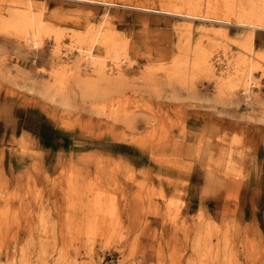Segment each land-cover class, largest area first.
<instances>
[{"label":"rangeland","instance_id":"rangeland-1","mask_svg":"<svg viewBox=\"0 0 264 264\" xmlns=\"http://www.w3.org/2000/svg\"><path fill=\"white\" fill-rule=\"evenodd\" d=\"M188 1L33 0L36 47L0 25V264H264V29L250 55L231 0ZM105 21L98 75L72 35ZM239 56L247 97L216 77Z\"/></svg>","mask_w":264,"mask_h":264},{"label":"bare ground","instance_id":"bare-ground-1","mask_svg":"<svg viewBox=\"0 0 264 264\" xmlns=\"http://www.w3.org/2000/svg\"><path fill=\"white\" fill-rule=\"evenodd\" d=\"M8 1H10V3H12V4L14 3L13 4L14 6L12 5L13 7H11V9L8 11V15L6 18L4 15H0L1 29L3 30L5 28H12V30H15L18 33L20 32L23 34L24 37H27L28 39H30V41L32 42L31 46H33V47L38 46L41 43V38H42L41 36H42L43 32L48 31L47 26L45 25V23L43 22V19H42V13H43L42 11L43 10L35 7L33 0H8ZM189 1L193 3V0H189ZM189 1H188V4H191ZM223 1L230 3V0H223ZM88 2H90V1H88ZM231 2H232L231 3L232 7L230 9V11H231L230 14H232L234 16L235 23L238 25L246 27L248 30L246 32L245 36L241 40H239L237 43H238V45H241L243 47V49L246 50V52L248 54L251 55L254 53V51H253L254 30L257 28L264 29V0H231ZM220 4H222V3H220ZM194 5H195V3H194ZM171 7H172V5H171ZM171 7L168 8V6H166V8L168 10H172ZM173 7H175V6H173ZM174 10L176 12H178L177 9H174ZM198 11H199V9H198ZM185 26H187V28H189V29L191 28L190 23H187ZM216 31L220 32L219 33L220 35L227 33L226 29H224V28H217ZM57 32H60V31H57ZM57 32L55 34V36H56L55 41H57L56 47L60 48L61 45L58 42V40H60L59 39L60 34ZM72 36H74L75 39L72 41L74 44L73 45L71 44L72 45L71 47H74L78 51V54L79 53H85L88 56L89 65L92 66L93 71H96L98 75H104L105 69H103V68H104L105 64H104V61H101L98 59L93 60L89 56L90 51H92L91 49L103 48L107 52V55L109 54L110 56L113 57V63L116 66L119 64V62L121 60H123V57H124L123 53L127 54V52H126L127 47L124 46L123 44L121 46L120 42H122V41H120L118 39L119 37H117V36L115 37V32H113L112 28L108 29L106 21H105V24H103V25H101V24H99V25L97 24L94 26L91 25V26H88L85 29V31L73 32ZM189 36H190L189 34L184 36V38L188 42L190 41ZM120 53L123 54L122 58H120L121 55L119 56ZM200 54L201 55L199 57L197 55H195V57L196 56L198 57L195 60V62L193 63V64H196L195 67L198 66L199 64H202L205 67V68L204 67L202 68V70L204 72L205 71L206 72L211 71L212 74L213 73L216 74L214 72L213 63H211L209 61V59L207 58L208 56L205 55L206 52L201 51ZM261 56L264 58V53L261 52ZM84 59H86V58H84ZM227 60H228V58H227ZM255 63H257V62H255ZM179 64H181V63H179ZM227 64H228V66L230 65L231 68L235 69V71H237V72L240 70V77H238L236 80H233L234 78H232V75L229 73V70L227 68L228 67ZM227 64L223 67V68H226L227 70L226 71L223 70L225 72L222 71L221 73H218V75H216V77L218 78V80L222 84H224V85L226 84L225 86L227 87V89L229 88V90L235 89L236 86H238V85L242 86L243 87V89H242L243 96L245 95L247 97L251 91L250 88L253 87L256 83V81L254 80V77L252 76V70L257 69L260 66L258 65V63H257V65L252 64L251 60L248 59L246 56H239L235 62L232 63V61L230 60L227 62ZM237 64H239L240 67H237V66H239ZM212 77H214V76H212ZM251 80H254L255 82H251Z\"/></svg>","mask_w":264,"mask_h":264}]
</instances>
